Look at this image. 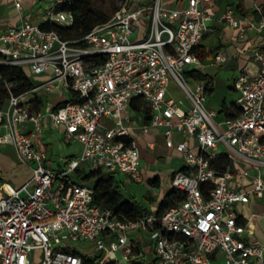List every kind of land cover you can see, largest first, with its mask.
Here are the masks:
<instances>
[{
  "label": "built area",
  "instance_id": "built-area-1",
  "mask_svg": "<svg viewBox=\"0 0 264 264\" xmlns=\"http://www.w3.org/2000/svg\"><path fill=\"white\" fill-rule=\"evenodd\" d=\"M72 1L50 0L46 20L71 25L72 12L60 6ZM201 1L209 0H123L77 39H63L28 17L0 24V65L45 75L19 94L6 84L0 108V143L11 144L23 164L32 163L27 181L0 190V264H135L131 231L148 234L158 264H264V243L243 237L250 224L236 208L251 196L264 198V40L254 53L256 71L233 80L237 113L208 109L209 85L190 72L200 64L197 46L210 19ZM222 18L242 30L232 10ZM254 27L264 32V18ZM213 58L227 55L218 50ZM171 80L182 98L168 90ZM40 92L60 95L61 104L34 112ZM134 97L149 107L147 122L133 119L144 120V112L130 106ZM137 127L141 133L160 129L165 147L182 160L170 186L184 198L162 214L127 219L93 201L89 180L74 181L68 173L86 161L88 169L141 179L131 132ZM45 129L77 141L79 154L51 167L34 142ZM216 254L220 263L212 262Z\"/></svg>",
  "mask_w": 264,
  "mask_h": 264
},
{
  "label": "crops",
  "instance_id": "crops-1",
  "mask_svg": "<svg viewBox=\"0 0 264 264\" xmlns=\"http://www.w3.org/2000/svg\"><path fill=\"white\" fill-rule=\"evenodd\" d=\"M164 1L171 5L176 4L175 0ZM20 2L22 4V8L18 9L14 6L12 0H0L1 25L17 23L24 17H28L31 22L36 24L46 20L45 11L50 5V0H20ZM199 5L210 14V19L207 21V29L203 33L199 43L206 56L203 59L200 58V64L196 65V70L199 69V66L208 67L209 65L215 64L213 56L218 50H222L226 53L227 59L221 62H225L226 68L230 69L229 88H233V80L239 73H253L258 68V63L254 59V53L259 48L262 40H264V32H257L254 25L260 19L258 14L260 13L261 8L264 7V0H209L201 1ZM227 9L232 10L234 16L239 18L242 30L238 27L230 26L222 18V14ZM34 14L39 17L37 20H32ZM40 16L42 17L40 18ZM202 74L206 76L205 78H202V80L211 81L213 91V79L207 73ZM44 78L45 75H40L35 79ZM40 97L42 102L41 112L46 111L51 107H55L62 99L60 95L54 92H40ZM237 99L238 97L231 101V106L227 104L225 99L222 100V104H225L227 109L233 111L234 106H237ZM5 106L6 101L1 108H4ZM133 119H136V122L140 124L144 122V120L140 119L138 115H134ZM27 127L30 128L31 123H27ZM131 132L138 145L141 158V179L134 181L145 182L147 188L151 187L156 189L157 193L154 197L150 194L147 196L149 206H145L149 209V211H154L167 189L171 187L170 175L171 172L174 171L169 170L167 172L166 182L162 185V180L158 174V167L160 165L165 166L167 163L161 162V160L164 161V159H162L163 155L172 153L173 156L178 158L180 157L175 152L165 147L160 129H150L147 133H141L137 127L132 129ZM58 136H60L66 143V146L63 147L65 154L64 158L61 156L56 157L51 150L52 141L54 137ZM34 142L36 147L46 151L49 157L47 162L51 167L57 168L60 165H63L66 161L65 159H70L71 157L78 155L80 152V144L77 141L66 137L61 132H56L51 129H45L34 139ZM29 171L30 173L28 177L16 180V186L11 185L7 181H2L0 183V190L2 187L15 188L20 186L30 178L31 170ZM156 175L160 178L159 186L150 185L147 179ZM118 177L123 180L126 179L122 175ZM260 199L261 201H259ZM259 207L261 209L257 210ZM236 208L240 209V214L243 216L244 222L249 221L250 224V226L243 233V237L250 242L264 243V212H262V209H264V198L258 199L251 196L250 202L243 204L238 203L236 204ZM130 234L135 244L131 261L135 264L138 262H142L143 264H158L154 250L151 248L152 244L148 234L145 232L134 231H131ZM212 258L213 263H220L222 261L219 254H216ZM177 264H189V262L181 261Z\"/></svg>",
  "mask_w": 264,
  "mask_h": 264
},
{
  "label": "trees",
  "instance_id": "trees-1",
  "mask_svg": "<svg viewBox=\"0 0 264 264\" xmlns=\"http://www.w3.org/2000/svg\"><path fill=\"white\" fill-rule=\"evenodd\" d=\"M123 1V0H121ZM120 5L114 3V0H73L68 5H61L60 8L68 9L73 14V22L69 26H62L45 20L39 25L44 29L56 30L63 39H77L89 32L94 25L106 21ZM260 18H264V7L261 8L258 14ZM197 52L201 59L206 54L203 52V48L198 45ZM192 75L197 79L205 78L206 76L198 70H190ZM209 92L212 91L211 81H207ZM9 84V89L14 94L22 93L33 86L32 79L28 76L25 66L16 64H4L0 65V108L7 100L9 91L6 87ZM61 104L60 102L57 106ZM42 106L41 100L34 101L32 110L37 112ZM130 106L133 110L144 112V121L149 119V107L144 103L142 98L134 97ZM222 110L227 115H235L238 111V107L234 106L233 111L226 108L225 104H222ZM129 142V138H124ZM74 172L76 176L71 178L74 181L92 180L93 186V201L103 208L110 209L116 214L123 215L127 219H135L143 216L149 212L145 206H143L133 195H126L121 190L123 179L113 173L103 172L99 168L88 169L86 174L79 176V167L75 168ZM150 185L159 186L160 178L158 175L149 177L147 179ZM184 198L183 192L170 187L167 189L163 198L158 202L156 209L157 214H162L169 206L182 200ZM238 220L242 221V216H238ZM88 261L89 259L85 258ZM137 264H143L138 262Z\"/></svg>",
  "mask_w": 264,
  "mask_h": 264
},
{
  "label": "rangeland",
  "instance_id": "rangeland-1",
  "mask_svg": "<svg viewBox=\"0 0 264 264\" xmlns=\"http://www.w3.org/2000/svg\"><path fill=\"white\" fill-rule=\"evenodd\" d=\"M143 2V1H141ZM114 3L120 5L122 3L121 0H114ZM166 3V2H165ZM146 12V11H145ZM147 12H149L147 10ZM42 16H40L41 18ZM36 14L33 15L32 20H37ZM25 70L28 76L31 79H34L36 75L30 72L29 67L25 66ZM199 72L207 73L213 79V91L208 95L206 106L208 109H213L216 111L222 110V100L225 99L227 104L230 106L231 101L235 100L238 97V92L234 88H229L230 79V69L226 68L225 62H215V64L209 65L208 67L199 66ZM168 90L172 93L175 98H182L184 96L182 90L177 86V84L171 80L168 85ZM222 114V112H221ZM66 146V143L61 139L60 136L54 137L51 145L52 153L62 158L65 157L63 147ZM0 183L2 181H7L13 186H16V180L19 178H26L29 176L30 167L32 163H29V166L20 163L15 149L11 144L8 143H0ZM164 161L167 162L166 165H160L158 167V174L162 180V185L166 182L167 172L169 170H177L182 165V160L178 157L172 155V153L163 155ZM66 161L68 159H65ZM79 176L86 174L88 168L86 161H81L79 164ZM170 174V173H169ZM168 174V175H169ZM70 178H74L76 173L74 171L68 173ZM144 177V176H143ZM88 182H92L90 179ZM121 190L126 194H133L137 200L141 202L144 206H149V202L147 200V196L150 194L153 197L156 195L157 191L154 188L148 187L145 182H135L134 180H130L126 178L123 180V184L121 185ZM259 199V198H258ZM261 201V199L259 200ZM261 209L260 207L257 210ZM154 250V245L151 247ZM119 257V255H118Z\"/></svg>",
  "mask_w": 264,
  "mask_h": 264
}]
</instances>
